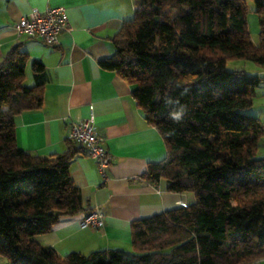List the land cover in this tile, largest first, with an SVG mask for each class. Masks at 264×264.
I'll use <instances>...</instances> for the list:
<instances>
[{"label": "trees", "instance_id": "trees-1", "mask_svg": "<svg viewBox=\"0 0 264 264\" xmlns=\"http://www.w3.org/2000/svg\"><path fill=\"white\" fill-rule=\"evenodd\" d=\"M255 45L245 0H135L133 18L99 62L133 87L166 156L141 179L194 203L131 222V249L60 257L36 240L84 209L70 177L76 145L47 157L20 150L16 116L41 109L44 67L17 48L0 62V258L9 264H254L264 259V137L249 115L264 76L228 71V59L264 68V0H253ZM29 64L32 84L27 85ZM172 101V103H168ZM183 109L179 121L171 118Z\"/></svg>", "mask_w": 264, "mask_h": 264}, {"label": "crops", "instance_id": "crops-1", "mask_svg": "<svg viewBox=\"0 0 264 264\" xmlns=\"http://www.w3.org/2000/svg\"><path fill=\"white\" fill-rule=\"evenodd\" d=\"M135 0H0V62L14 48L44 67L41 109L15 118L17 147L35 156L59 154L67 148L71 123L91 113L102 136V146L111 157L103 176L94 160L79 145L70 165V177L79 189L83 211L60 217L53 229L36 240L52 248L60 257L76 252L89 255L99 251L131 247L130 224L177 206L189 203L187 194L166 191L161 180L157 186L141 176L147 165L166 156L158 131L149 126L132 98L133 87L116 73L104 70L99 62L113 53L112 39L123 23L133 18ZM64 10L68 28L55 45L19 38L14 24L32 9ZM29 64L27 65V67ZM26 67V69H27ZM264 76V68L248 72ZM27 85L31 70H25ZM247 113L264 127V82L256 89ZM258 154L264 157V137ZM104 215V227L81 229L80 222L92 210ZM3 260L0 258V263ZM254 264H264L261 259Z\"/></svg>", "mask_w": 264, "mask_h": 264}, {"label": "built area", "instance_id": "built-area-1", "mask_svg": "<svg viewBox=\"0 0 264 264\" xmlns=\"http://www.w3.org/2000/svg\"><path fill=\"white\" fill-rule=\"evenodd\" d=\"M68 19L64 10L49 8L44 11L32 9L27 16L21 17L14 24L17 37L39 40L45 45H55L59 35L67 30ZM67 139L81 146L87 156L95 161L98 171L104 176L111 161L110 155L102 146V136L91 113L76 123H71ZM178 201L177 206H184ZM104 215L99 209H92L80 222L81 229H100L104 227Z\"/></svg>", "mask_w": 264, "mask_h": 264}, {"label": "rangeland", "instance_id": "rangeland-1", "mask_svg": "<svg viewBox=\"0 0 264 264\" xmlns=\"http://www.w3.org/2000/svg\"><path fill=\"white\" fill-rule=\"evenodd\" d=\"M246 1V6H247V28H248V33L250 36L251 41L257 45L259 42V21L257 18V15L255 14V6L253 0H245ZM252 62L247 61V60H242V59H228L226 61V69L230 72L232 71H245V72H250L253 67H255ZM27 71V77L29 75V66L26 69ZM29 83V79L27 78V84ZM189 197V204L195 202V197L193 193H187ZM126 252H132L131 247H126L124 249ZM3 262L0 264H9L8 261L4 258H1Z\"/></svg>", "mask_w": 264, "mask_h": 264}, {"label": "clouds", "instance_id": "clouds-1", "mask_svg": "<svg viewBox=\"0 0 264 264\" xmlns=\"http://www.w3.org/2000/svg\"><path fill=\"white\" fill-rule=\"evenodd\" d=\"M168 103H172V101H168ZM183 109L180 112H174L171 114V118L175 121H179L182 115Z\"/></svg>", "mask_w": 264, "mask_h": 264}]
</instances>
